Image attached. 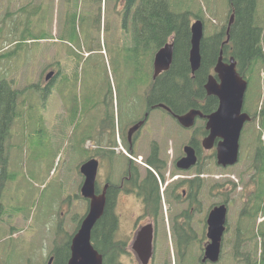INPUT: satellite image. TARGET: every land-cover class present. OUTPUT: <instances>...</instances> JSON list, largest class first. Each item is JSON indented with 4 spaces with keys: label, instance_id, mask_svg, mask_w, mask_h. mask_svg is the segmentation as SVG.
I'll use <instances>...</instances> for the list:
<instances>
[{
    "label": "rangeland",
    "instance_id": "rangeland-1",
    "mask_svg": "<svg viewBox=\"0 0 264 264\" xmlns=\"http://www.w3.org/2000/svg\"><path fill=\"white\" fill-rule=\"evenodd\" d=\"M123 2L0 0V50L4 48L0 52V81H10L16 90L24 91L17 101L16 118L5 143L7 169L12 180L6 182L1 194L4 214L0 220V264H46L55 245L63 246L70 241L88 207V201L80 195L83 177L79 167L89 155L100 152L92 147L93 139L89 137L88 127L80 122L79 110L73 125L58 130L55 92L51 95L54 87H50V97L46 100L40 91L44 69L41 42L28 40L38 39L43 33H55L70 46L73 44L72 31L78 36L75 45L83 41L87 49L89 46L95 49L94 53L98 55L93 57V62L100 57L101 70L109 75L115 117L125 122L128 116L121 114L124 96L138 95L144 106L145 91L142 86L138 93L132 89L138 87L135 83L140 84L141 73L135 74L136 79L132 76L131 66L128 65L126 71L121 66L126 50L133 47V41L126 40L119 24ZM170 2L178 10L190 11L189 24L196 20L195 12H202L203 17L199 14V20L203 24L204 38L221 32L228 24L230 7L227 0ZM86 11L91 15H86ZM256 14L263 29L264 52V0H257ZM26 27L31 31L29 35ZM138 53L142 54L141 48ZM6 57L10 59L3 60ZM152 59L149 62V56L144 57V63H149V75L152 74ZM83 68L81 65L79 73ZM89 73L94 79L101 78V71ZM210 74H213L212 70ZM254 75L248 79L246 90V104L251 108L259 97L257 79L262 96L264 94V68L258 67ZM85 78L80 74L79 79ZM79 84L91 86L86 81ZM76 94L80 97V88ZM248 111L252 115L255 113ZM41 118L44 120L39 121ZM149 118L138 154L144 157L152 147L166 163L163 178L158 176L160 195H169L176 183L194 176L200 168L203 175L198 193L201 211L194 216V223H200L212 205L224 203L228 207L220 264H264V255L261 256L264 240L260 238L264 234V120L261 129L252 124L256 121L253 119L245 125L240 137V156L244 158L239 165L222 169L216 165L214 149H201L199 164L183 173L176 170L175 162L182 156V147L191 139L200 144L203 137L197 135V129L204 127L205 122L198 120L193 128L185 130L158 110ZM103 172L102 168L100 177ZM182 189L176 194L181 195ZM197 253L198 248H195L187 264L194 263Z\"/></svg>",
    "mask_w": 264,
    "mask_h": 264
},
{
    "label": "flooded vegetation",
    "instance_id": "flooded-vegetation-1",
    "mask_svg": "<svg viewBox=\"0 0 264 264\" xmlns=\"http://www.w3.org/2000/svg\"><path fill=\"white\" fill-rule=\"evenodd\" d=\"M125 12L123 10L124 25ZM70 36L73 44L69 46L66 40L42 34L44 70L40 91L46 100L49 87L54 86L59 131L74 124L79 110L80 122L88 127L89 137L93 139L92 147L100 149L99 153L89 155L87 160L94 159L98 164L94 194L100 195L104 191L103 213L107 214L108 222L104 243L106 264H187L195 248H198V253L193 264H220V256L216 262L203 260L205 247L210 243L207 217L215 205L207 210L200 223H194V216L201 211L200 195H194L190 200L188 187L179 188L182 191L178 195L174 186L169 195H147L148 185L144 181L149 179V171L138 163L145 160L152 166L151 163H155L151 159L154 149L151 147L140 161L135 160L141 150L142 132L148 126L149 117L158 110L173 118L171 110L160 108L159 104L143 106L138 95L124 96L121 114L127 115L128 119L121 122L120 117H115L112 86L107 73L101 70V58L94 63V52H81L75 45L77 37L72 31ZM52 57L53 65L47 64ZM80 65L84 66L81 73ZM90 71L94 74L101 71V78L94 79ZM49 73L52 76L46 80ZM80 74L86 77L85 80L79 79ZM82 81L89 82L91 86L79 84ZM77 88H80V97L76 94ZM133 91L139 92L138 89ZM140 122L143 125L132 132ZM118 145L129 157L117 151ZM102 168L103 177H100Z\"/></svg>",
    "mask_w": 264,
    "mask_h": 264
},
{
    "label": "trees",
    "instance_id": "trees-1",
    "mask_svg": "<svg viewBox=\"0 0 264 264\" xmlns=\"http://www.w3.org/2000/svg\"><path fill=\"white\" fill-rule=\"evenodd\" d=\"M96 3H101V0H96ZM227 3H229L230 13L234 15L233 24L230 26L227 35L228 41L222 46L226 39V28L210 37L203 38L200 43V67L198 71L191 75L188 63L190 48L188 17L190 11L178 10L170 0H125L124 9L128 23L126 32L132 34L133 47L126 50L121 66L124 67V71H126L128 65L131 66L132 76L136 79H138V74L141 73V85L135 83L140 87H132V89L142 91V87L144 88V104L148 106L152 104L165 105L171 110L172 115H180L190 109H196L202 114L208 115L215 111L218 102L215 97L206 94L204 84L210 75V71L213 70L220 52L223 61H227L230 57L234 59L236 71L247 82L250 77L255 76V70L258 67L264 68L262 27L259 26L256 18L257 0H227ZM195 13L196 19H199L202 12ZM26 31L28 35L31 33L27 27ZM28 35L26 36L27 39H29ZM168 41L173 43L172 64L168 71L152 81L151 75L148 73L149 63H144V57L149 56L148 61L150 62L153 53ZM140 48L142 49L141 55L138 53ZM143 69H145V72H142ZM129 79H131V76ZM257 82L259 97L252 108L247 106L245 98L243 111L250 116L251 120H256L252 124L261 129L264 120V94L262 96L258 79ZM11 85L10 82L8 83L5 80L0 81V220L4 214L3 195L1 194L6 182L12 180L7 169L8 157L5 143L12 121L16 118L17 101L22 95V91L13 90ZM248 110L255 111V113L252 115ZM197 132L199 137L207 135L204 127H199ZM190 144L196 151L199 164L200 144L194 138L190 141ZM251 144H253L252 140ZM253 158L257 162L254 154ZM151 159L155 161V163H151L152 170L158 172L163 178L161 170L166 167L165 162L156 158V151H153ZM255 166L258 172L257 164ZM195 172L196 175H200L202 170L197 168ZM149 175V179L143 180L144 184L148 185L147 195H159L157 179L153 173L149 172ZM255 176L254 173L253 178ZM202 184L203 180L195 177L179 181L174 185V190L188 187L187 195L192 200L194 195H198ZM106 216L107 214L104 212L91 232V242L97 252L102 255L104 264H106L104 243L107 236L105 225L108 223ZM260 238L264 240L263 233ZM69 247L70 241L63 246L55 245L48 260L52 258V264H66L70 256ZM262 255H264L263 252Z\"/></svg>",
    "mask_w": 264,
    "mask_h": 264
},
{
    "label": "water",
    "instance_id": "water-1",
    "mask_svg": "<svg viewBox=\"0 0 264 264\" xmlns=\"http://www.w3.org/2000/svg\"><path fill=\"white\" fill-rule=\"evenodd\" d=\"M233 21L230 15L226 34ZM190 48L188 63L191 74L198 71L201 63L200 43L203 38V24L200 20L193 21L190 26ZM228 36L222 44H226ZM173 59V43L168 41L154 54L152 61V80L169 70ZM214 76L209 75L204 84L208 96L218 100L217 109L208 115H203L199 110L191 109L181 115L175 116L177 122L185 129L194 126L197 118L205 119V129L208 132L201 141L204 150H210L216 144V163L223 168L233 166L238 161L239 139L242 128L250 117L242 112L247 81L236 71V62L229 58L222 61L220 56L213 68ZM143 124L140 122L132 128L135 132ZM184 156L176 162L179 170H189L197 164L195 150L190 145L183 147ZM97 162L90 160L81 165L79 171L83 176L80 188L81 197L88 200L89 207L82 219L77 232L70 241V256L66 264H103L102 255L97 252L91 243V231L101 218L104 210V191L100 195L94 194ZM227 208L224 204L213 207L207 217L208 238L210 243L205 247L204 259L216 262L220 254V241L225 231ZM49 259L47 264H51Z\"/></svg>",
    "mask_w": 264,
    "mask_h": 264
}]
</instances>
